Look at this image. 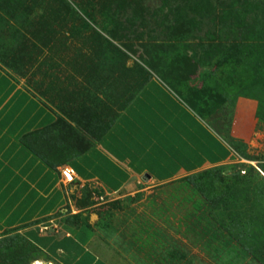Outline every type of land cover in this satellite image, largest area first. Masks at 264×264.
<instances>
[{
    "label": "rangeland",
    "instance_id": "1",
    "mask_svg": "<svg viewBox=\"0 0 264 264\" xmlns=\"http://www.w3.org/2000/svg\"><path fill=\"white\" fill-rule=\"evenodd\" d=\"M0 67L65 137H95L156 78L231 145L220 166L124 193L71 182L110 263L264 264V0H0ZM37 259L61 264L0 234V264Z\"/></svg>",
    "mask_w": 264,
    "mask_h": 264
},
{
    "label": "crops",
    "instance_id": "2",
    "mask_svg": "<svg viewBox=\"0 0 264 264\" xmlns=\"http://www.w3.org/2000/svg\"><path fill=\"white\" fill-rule=\"evenodd\" d=\"M56 123L55 111L0 67V234L15 230L61 264H112L98 247L94 221H77L69 210L63 167L74 169V183L119 194L233 156L231 145L156 78L95 137H65Z\"/></svg>",
    "mask_w": 264,
    "mask_h": 264
},
{
    "label": "trees",
    "instance_id": "3",
    "mask_svg": "<svg viewBox=\"0 0 264 264\" xmlns=\"http://www.w3.org/2000/svg\"><path fill=\"white\" fill-rule=\"evenodd\" d=\"M197 113V112H196ZM264 170V169H263ZM256 171H258V170H256ZM257 173V176H258V178H259V186H261L262 188H263V190L262 191H260V192H258V193H254V195L256 194V195H259L258 196V198H257V200H258V203L259 204H261L262 205V208L264 209V176L258 171V172H256ZM249 178H251L250 176H249ZM250 182V181H249ZM249 189V190H248ZM247 191V193L249 194L252 190H251V188L250 187H248L247 189H246ZM251 190V191H250ZM257 203V201H255L254 202V200L252 201V204L253 205H255ZM258 203H257V205H258ZM262 218H264V216H262ZM249 219H251V218H247V220H249ZM252 220V219H251ZM248 225H252V221H251V223L250 222H247V226ZM249 226V227H250ZM240 233H243V234H245L246 232H240ZM25 236V235H24ZM26 237V236H25Z\"/></svg>",
    "mask_w": 264,
    "mask_h": 264
},
{
    "label": "built area",
    "instance_id": "4",
    "mask_svg": "<svg viewBox=\"0 0 264 264\" xmlns=\"http://www.w3.org/2000/svg\"><path fill=\"white\" fill-rule=\"evenodd\" d=\"M61 174L64 177V179L68 182H72L75 179V171L70 166H65L61 169Z\"/></svg>",
    "mask_w": 264,
    "mask_h": 264
},
{
    "label": "bare ground",
    "instance_id": "5",
    "mask_svg": "<svg viewBox=\"0 0 264 264\" xmlns=\"http://www.w3.org/2000/svg\"><path fill=\"white\" fill-rule=\"evenodd\" d=\"M255 166L257 167L258 171L264 176V170L261 167H259L257 164H255ZM34 264H53V263L51 261L37 259L34 261Z\"/></svg>",
    "mask_w": 264,
    "mask_h": 264
}]
</instances>
